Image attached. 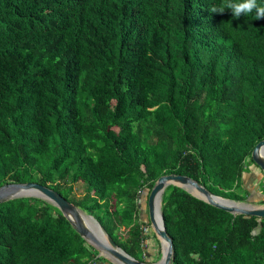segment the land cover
I'll list each match as a JSON object with an SVG mask.
<instances>
[{
  "label": "trees",
  "instance_id": "1",
  "mask_svg": "<svg viewBox=\"0 0 264 264\" xmlns=\"http://www.w3.org/2000/svg\"><path fill=\"white\" fill-rule=\"evenodd\" d=\"M229 2L0 0V187L58 192L139 261L143 194L163 175L264 205V174L248 182L264 139V19L210 11ZM161 212L171 264H264V218L173 185ZM0 264L111 263L56 207L21 197L0 204Z\"/></svg>",
  "mask_w": 264,
  "mask_h": 264
},
{
  "label": "water",
  "instance_id": "2",
  "mask_svg": "<svg viewBox=\"0 0 264 264\" xmlns=\"http://www.w3.org/2000/svg\"><path fill=\"white\" fill-rule=\"evenodd\" d=\"M251 159L254 166L264 174V139L258 142L252 150ZM170 185L179 187L197 199L234 216L247 215L264 218V205L239 202L214 195L188 176L163 175L156 180L149 191L145 192L144 197L147 209L144 220L149 222L161 247L159 259L152 262L139 261L128 255L112 240L93 216L84 213L58 192L41 184L34 182L5 184L0 187V204L21 197H35L47 201L60 211L72 229L85 242L98 251V256L104 257L111 264H171L174 257L172 240L166 233L161 212L162 195Z\"/></svg>",
  "mask_w": 264,
  "mask_h": 264
},
{
  "label": "rangeland",
  "instance_id": "3",
  "mask_svg": "<svg viewBox=\"0 0 264 264\" xmlns=\"http://www.w3.org/2000/svg\"><path fill=\"white\" fill-rule=\"evenodd\" d=\"M251 168L254 171H252V173L250 175H248V182L252 185H258L260 178L262 177L260 173H263V172H261L260 169L258 170L257 169L258 167L256 168L255 166H252ZM262 182H260V184ZM262 186H263V184H262ZM82 188H83V186L80 183L75 185L74 197L79 198L83 195ZM255 205H258V204H255ZM146 212H147V209H146V205L144 204V198H143L142 202H141V209H140V213L143 216V220L145 218L144 215L146 214ZM144 221H145V223H147L146 220H144ZM146 225H147V227L144 228V231L146 234H148V237H147V245L144 248L145 252L147 253L145 260H149V261L153 262V261H156L159 259L160 253H161V247H160V244L158 243V241L156 240V237L152 231V228H151L149 222Z\"/></svg>",
  "mask_w": 264,
  "mask_h": 264
},
{
  "label": "clouds",
  "instance_id": "4",
  "mask_svg": "<svg viewBox=\"0 0 264 264\" xmlns=\"http://www.w3.org/2000/svg\"><path fill=\"white\" fill-rule=\"evenodd\" d=\"M231 10L234 18L239 19L242 15L247 16L255 13L256 20L264 19V6L257 3V0H243L242 3L230 2L227 5L222 4L220 7H213L210 11L213 13H224ZM145 197V193L143 194Z\"/></svg>",
  "mask_w": 264,
  "mask_h": 264
},
{
  "label": "bare ground",
  "instance_id": "5",
  "mask_svg": "<svg viewBox=\"0 0 264 264\" xmlns=\"http://www.w3.org/2000/svg\"><path fill=\"white\" fill-rule=\"evenodd\" d=\"M157 218V217H156Z\"/></svg>",
  "mask_w": 264,
  "mask_h": 264
}]
</instances>
